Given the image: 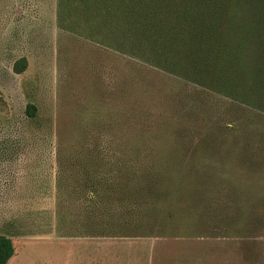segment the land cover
<instances>
[{
  "label": "rangeland",
  "instance_id": "1",
  "mask_svg": "<svg viewBox=\"0 0 264 264\" xmlns=\"http://www.w3.org/2000/svg\"><path fill=\"white\" fill-rule=\"evenodd\" d=\"M59 4L0 0L9 264H264V115L71 31Z\"/></svg>",
  "mask_w": 264,
  "mask_h": 264
},
{
  "label": "trees",
  "instance_id": "2",
  "mask_svg": "<svg viewBox=\"0 0 264 264\" xmlns=\"http://www.w3.org/2000/svg\"><path fill=\"white\" fill-rule=\"evenodd\" d=\"M59 16L107 49L264 115V0H60ZM15 253L0 236V264Z\"/></svg>",
  "mask_w": 264,
  "mask_h": 264
}]
</instances>
